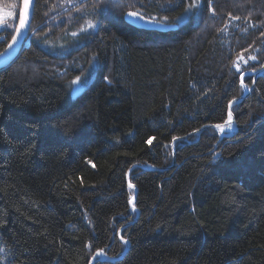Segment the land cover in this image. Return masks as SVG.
Instances as JSON below:
<instances>
[{
    "label": "trees",
    "instance_id": "trees-1",
    "mask_svg": "<svg viewBox=\"0 0 264 264\" xmlns=\"http://www.w3.org/2000/svg\"><path fill=\"white\" fill-rule=\"evenodd\" d=\"M263 63L264 0H35L0 68V264H264Z\"/></svg>",
    "mask_w": 264,
    "mask_h": 264
},
{
    "label": "water",
    "instance_id": "water-1",
    "mask_svg": "<svg viewBox=\"0 0 264 264\" xmlns=\"http://www.w3.org/2000/svg\"><path fill=\"white\" fill-rule=\"evenodd\" d=\"M34 4H35V0H28V8L25 9V0H21V6H20L19 13H18V21H17L16 27L14 29V32H13L10 40L6 44V46L0 51V68L7 66L16 58V56L18 55L19 51L21 50L25 40L28 38L30 24H31L32 16H33ZM130 12H136L138 14V17L129 16L128 13H130ZM21 14H23V17H24L23 27H21V23H20ZM124 19L128 24L135 26V27H138V28L153 29V30H160V31H166V30H170V29L175 28V26L173 24H168L165 22H161L158 20H154V19L145 17L142 14H140L134 10H128L127 12H125ZM263 72H264V63L259 69H256L253 71L254 80L259 75H261ZM250 89H251V87L245 86L244 93L241 96L235 98L232 101V103H236V102L241 101L249 93ZM229 113H231L230 124L226 123V121H228V119H229ZM226 121L222 124H219V125H223V129H224L223 131H221L218 128L220 130V136L221 137L231 135V133L235 132L237 129L234 116H233L230 109L228 110V117H227ZM215 127L217 128V125H215ZM185 137L186 136H184L182 138H185ZM175 140H177V138L173 140L172 146H173ZM154 169H156V168H154ZM129 173H130V169L126 173L128 185L130 183L128 181ZM131 185H132L131 188H133V190H134V194L131 196L130 204H131V208L136 210V212L138 213V210L134 207V205L132 203L136 198L137 189L133 184H131ZM122 240H123L125 246H124V249H123L122 253L120 254V256H118L117 258L111 257V256H108L104 251L97 250L94 253V255L91 257L89 264H93L94 259L97 256H100L101 260L114 261L115 259H120L127 252L128 246H129L128 240H126V239H122Z\"/></svg>",
    "mask_w": 264,
    "mask_h": 264
},
{
    "label": "rangeland",
    "instance_id": "rangeland-1",
    "mask_svg": "<svg viewBox=\"0 0 264 264\" xmlns=\"http://www.w3.org/2000/svg\"><path fill=\"white\" fill-rule=\"evenodd\" d=\"M19 5L21 6V0L19 1ZM19 6V10H20ZM14 6L12 4H5V5H0V30L2 29H7L10 30L12 29L11 34H13L14 29L16 27L17 21L15 24L12 22V12H13ZM19 13V11H18Z\"/></svg>",
    "mask_w": 264,
    "mask_h": 264
},
{
    "label": "snow or ice",
    "instance_id": "snow-or-ice-1",
    "mask_svg": "<svg viewBox=\"0 0 264 264\" xmlns=\"http://www.w3.org/2000/svg\"><path fill=\"white\" fill-rule=\"evenodd\" d=\"M191 7V6H190ZM28 8V0H25V9ZM129 16H132V17H138V14L136 12H130L128 13ZM21 27H23L24 25V17H23V14H21ZM91 27V25H89ZM252 59H255V57H252ZM79 79V78H77ZM243 83V81H241ZM231 103V102H230ZM230 121H231V113H229V119L228 121H226V123H229L230 124ZM217 128H219L221 131H223V125H217ZM175 139V138H174ZM148 143H151V140L148 141ZM129 187H132L131 183H129Z\"/></svg>",
    "mask_w": 264,
    "mask_h": 264
},
{
    "label": "bare ground",
    "instance_id": "bare-ground-1",
    "mask_svg": "<svg viewBox=\"0 0 264 264\" xmlns=\"http://www.w3.org/2000/svg\"><path fill=\"white\" fill-rule=\"evenodd\" d=\"M134 27V26H133Z\"/></svg>",
    "mask_w": 264,
    "mask_h": 264
}]
</instances>
